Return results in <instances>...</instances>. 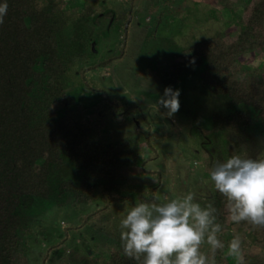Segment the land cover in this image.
I'll return each instance as SVG.
<instances>
[{
  "label": "trees",
  "instance_id": "16d2710c",
  "mask_svg": "<svg viewBox=\"0 0 264 264\" xmlns=\"http://www.w3.org/2000/svg\"><path fill=\"white\" fill-rule=\"evenodd\" d=\"M103 1L6 0L0 23V264H19L24 240L36 235L37 206L97 204L87 215L90 221L111 206L134 207L156 196L158 183L133 187L124 175L125 168L150 159L147 149L155 150L159 139L152 126L142 136L115 140L107 123L108 116L121 123L148 120L147 115L88 75L126 55L130 26L118 53L99 57L92 50L100 35L88 26L114 17L107 4L100 6ZM215 1L238 20V31L184 43L164 58L152 54L153 79L180 90V108L189 102L201 107L192 130L215 145V165L226 159L232 130L243 133L239 148L248 150L245 158L264 159V61L251 65L245 59L264 54V0ZM129 6L133 11L134 1ZM83 87L100 100L87 105ZM213 188L211 203L225 245L215 253L216 264H264V226L233 222L226 198ZM101 230L109 239L108 225ZM234 236L242 241L239 256L228 250ZM108 244L104 251L86 252L82 264H138L123 254L120 234ZM201 250L210 254L206 243Z\"/></svg>",
  "mask_w": 264,
  "mask_h": 264
},
{
  "label": "rangeland",
  "instance_id": "374dc122",
  "mask_svg": "<svg viewBox=\"0 0 264 264\" xmlns=\"http://www.w3.org/2000/svg\"><path fill=\"white\" fill-rule=\"evenodd\" d=\"M129 1L104 0L100 6L107 4V11L111 10L114 17L88 26L92 30L97 27L99 31L100 37H96L91 44L99 57L118 53L126 35L124 30L130 26L125 41L126 55L108 68L90 71L88 75L100 88L120 93L128 101L138 104L148 120L138 117L119 123L108 116L107 123L113 130L111 138L139 137L150 126L159 137L155 150L147 149L150 159L124 169L125 179L133 187L159 184L155 196L159 199L147 203H163L190 192L202 207L212 206L214 184L209 172L216 162L213 153L215 145L210 139L199 137L191 125L201 107L190 106L191 103L187 102L186 108H179L174 115L167 116V110L159 107L156 99L158 94L163 95L165 87L161 81L153 79L155 61L151 63L150 59L162 54L163 58L167 57L186 43L192 44L218 32L231 36L238 31V20L223 12L215 0H185L178 3L173 0H132L133 11L129 8ZM182 9L186 10L187 19H183ZM128 17L130 21L126 24ZM72 31L68 29L67 33L71 34ZM160 51L164 52L160 54ZM245 59L249 64L257 65L264 61V54H249ZM79 91L87 105L101 98L85 87ZM227 137L229 143L225 160L231 156L245 158L249 155L243 145L239 148L244 137L242 131L232 130ZM99 204L104 206L102 202ZM97 208V204L76 205L72 201L64 207L51 203L41 208L37 206L33 211L37 219L34 226L36 235L24 240L19 264H82L86 252H92V249L96 252L106 250L109 241L120 234L122 215L132 207L129 203L111 206L88 221L87 215L97 211ZM103 225H108L109 239L101 230Z\"/></svg>",
  "mask_w": 264,
  "mask_h": 264
},
{
  "label": "clouds",
  "instance_id": "9594fccd",
  "mask_svg": "<svg viewBox=\"0 0 264 264\" xmlns=\"http://www.w3.org/2000/svg\"><path fill=\"white\" fill-rule=\"evenodd\" d=\"M7 11L6 0H0V23ZM179 95L172 87L164 89L158 103L167 116L179 110ZM209 178L226 198L233 222L264 226V159L231 156L217 163ZM119 228L123 254L138 264L141 260L142 264H216V251L225 247L216 209L202 207L190 192L163 203L136 204L122 215ZM205 243L210 254L201 250ZM241 244V238L234 236L228 245L230 254L239 256Z\"/></svg>",
  "mask_w": 264,
  "mask_h": 264
}]
</instances>
